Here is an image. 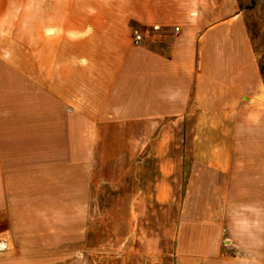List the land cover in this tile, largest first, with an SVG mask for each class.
<instances>
[{"label": "crops", "instance_id": "obj_1", "mask_svg": "<svg viewBox=\"0 0 264 264\" xmlns=\"http://www.w3.org/2000/svg\"><path fill=\"white\" fill-rule=\"evenodd\" d=\"M263 113L234 0H0V264H83L91 202L121 245L148 190L183 203L156 264H264L235 162Z\"/></svg>", "mask_w": 264, "mask_h": 264}, {"label": "rangeland", "instance_id": "obj_2", "mask_svg": "<svg viewBox=\"0 0 264 264\" xmlns=\"http://www.w3.org/2000/svg\"><path fill=\"white\" fill-rule=\"evenodd\" d=\"M234 4L237 13L242 15L249 34L264 87V0H234ZM254 118H251L249 123L244 125V131H248L250 137L244 139V154H237L235 162L248 164L249 170H244L243 174L250 179L256 178L255 175L258 174L263 184L258 187L241 188L246 191V194H249L250 198L243 199L238 207L240 211L248 212V215L258 211L257 225L264 232V113L259 119ZM254 134H257L258 138H254ZM154 160L155 162L159 161L156 157ZM187 174L188 171L186 177ZM154 180H156V176ZM182 191V187L177 188V194H181ZM145 194L146 192H143L141 196L143 197ZM150 195L148 190V202L144 201L137 204L136 235L126 240L123 239L121 245L116 243L117 239L112 230L114 223L113 202H91L90 242L93 249L80 252L84 255L83 264H156L166 257L170 250L164 249L172 243L177 215H179L183 203L178 200L169 202L155 200L151 202L149 201ZM159 195L162 197L161 191H159ZM252 203L258 205V210L252 207ZM253 219L249 218V220Z\"/></svg>", "mask_w": 264, "mask_h": 264}, {"label": "built area", "instance_id": "obj_3", "mask_svg": "<svg viewBox=\"0 0 264 264\" xmlns=\"http://www.w3.org/2000/svg\"><path fill=\"white\" fill-rule=\"evenodd\" d=\"M140 41H141V36L138 35V34H136V35L134 36V42H135V43H139Z\"/></svg>", "mask_w": 264, "mask_h": 264}]
</instances>
